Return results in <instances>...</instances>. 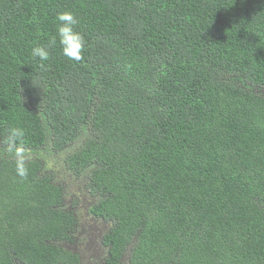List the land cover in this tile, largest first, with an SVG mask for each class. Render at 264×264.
Instances as JSON below:
<instances>
[{"label":"trees","instance_id":"obj_1","mask_svg":"<svg viewBox=\"0 0 264 264\" xmlns=\"http://www.w3.org/2000/svg\"><path fill=\"white\" fill-rule=\"evenodd\" d=\"M263 93L264 0H0V264H76L39 152L71 143L106 264H264Z\"/></svg>","mask_w":264,"mask_h":264},{"label":"flooded vegetation","instance_id":"obj_2","mask_svg":"<svg viewBox=\"0 0 264 264\" xmlns=\"http://www.w3.org/2000/svg\"><path fill=\"white\" fill-rule=\"evenodd\" d=\"M73 144L76 143L64 146L63 151L70 149L69 146ZM78 145L79 144H76L75 147H71L73 149L67 152V154L76 149ZM66 159L67 157L65 156L59 169L62 170V175H58L57 172L59 170H54L53 172L52 169H50L47 173H43L44 175L52 173L53 176H51V178L54 184L62 185V206L66 211L71 212L74 217L73 226L66 232L65 237L60 238L57 241V245H59L63 251L74 256L77 261L76 264H106V259L109 257V247L105 244V238L110 230L109 226L104 222H100L97 218L91 216L87 212L94 201L98 199L96 195L90 197L88 192L84 191V186L90 169L86 168L82 172L78 173H82V181H80L78 176L71 175L69 173L70 171L65 167ZM73 186L76 187V193L69 194V191H71ZM77 211L81 212V223L84 225V228L81 230L76 229V232H74L76 222L75 213ZM127 252H125L121 264H127ZM126 258L127 260L125 262Z\"/></svg>","mask_w":264,"mask_h":264},{"label":"clouds","instance_id":"obj_3","mask_svg":"<svg viewBox=\"0 0 264 264\" xmlns=\"http://www.w3.org/2000/svg\"><path fill=\"white\" fill-rule=\"evenodd\" d=\"M57 20L59 21L57 34L63 54L70 60L79 61L82 58L84 38L80 33L74 31V26L77 24L75 16L70 12H65L58 14ZM55 39L56 38L53 37V43H55ZM32 56L34 58H39L41 61V68L45 67L43 62L48 61L50 58L49 51L42 47H34L32 49ZM22 135L23 133L19 129H13L11 138L15 140ZM21 174H23V172Z\"/></svg>","mask_w":264,"mask_h":264},{"label":"rangeland","instance_id":"obj_4","mask_svg":"<svg viewBox=\"0 0 264 264\" xmlns=\"http://www.w3.org/2000/svg\"><path fill=\"white\" fill-rule=\"evenodd\" d=\"M76 144H79V143H76ZM76 144L69 146L70 149H66V150L58 152V153H54L53 151L48 152L47 148L45 150L39 151V152H41L40 157L42 159H45L44 164H43V173H47L51 169L49 164H54L58 169H60V167L62 165V161L65 158L67 152L72 150L73 148H71V147H75ZM74 193H76V187L75 186H73L71 188V191H69V194H74ZM80 213H81L80 211H77L75 213L76 222H75V226H74V230H75L74 232H76V229L81 230L82 228H84V225L81 223Z\"/></svg>","mask_w":264,"mask_h":264},{"label":"water","instance_id":"obj_5","mask_svg":"<svg viewBox=\"0 0 264 264\" xmlns=\"http://www.w3.org/2000/svg\"><path fill=\"white\" fill-rule=\"evenodd\" d=\"M127 258L125 259V262H126Z\"/></svg>","mask_w":264,"mask_h":264}]
</instances>
